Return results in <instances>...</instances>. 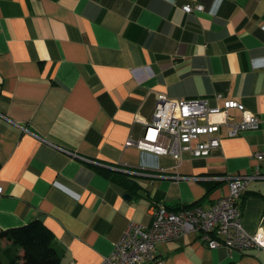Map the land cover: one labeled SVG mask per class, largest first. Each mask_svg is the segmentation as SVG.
Instances as JSON below:
<instances>
[{"label":"crops","instance_id":"1","mask_svg":"<svg viewBox=\"0 0 264 264\" xmlns=\"http://www.w3.org/2000/svg\"><path fill=\"white\" fill-rule=\"evenodd\" d=\"M161 94L236 100L259 126L232 138L222 126L217 150L178 165L126 146ZM259 151L264 0H0V232L39 220L61 264H100L130 223L151 226L157 204L212 206L228 193L215 178L249 173ZM241 210L244 230L264 236V181ZM145 264H264V250L208 249L190 233Z\"/></svg>","mask_w":264,"mask_h":264},{"label":"built area","instance_id":"2","mask_svg":"<svg viewBox=\"0 0 264 264\" xmlns=\"http://www.w3.org/2000/svg\"><path fill=\"white\" fill-rule=\"evenodd\" d=\"M194 9L203 10V7H182L185 13ZM215 101L217 104L211 107L204 99L175 100L158 95L152 119L140 122L141 138L129 140L126 146L170 157L178 165L185 158L206 157L217 150L220 147L217 133L222 126L227 128V135L231 138L258 128L259 119L245 110L240 102L219 95L215 96ZM232 110L240 113V121L230 117ZM252 159L255 166L249 173L215 178L227 181L228 193L208 208L173 211L163 204L154 206L151 226L130 223L111 254L100 264H145L153 261L158 243L190 233L196 234L208 249L224 247L229 252L264 250L263 234H249L242 226L241 200L251 182L264 181V151L255 152Z\"/></svg>","mask_w":264,"mask_h":264},{"label":"trees","instance_id":"3","mask_svg":"<svg viewBox=\"0 0 264 264\" xmlns=\"http://www.w3.org/2000/svg\"><path fill=\"white\" fill-rule=\"evenodd\" d=\"M100 170L115 181L121 182L125 179L121 173ZM0 242L9 245L2 250L0 264H61V256L53 234L39 220H33L21 227L2 230Z\"/></svg>","mask_w":264,"mask_h":264},{"label":"water","instance_id":"4","mask_svg":"<svg viewBox=\"0 0 264 264\" xmlns=\"http://www.w3.org/2000/svg\"><path fill=\"white\" fill-rule=\"evenodd\" d=\"M124 197L127 198V197H129V196H128V195H125Z\"/></svg>","mask_w":264,"mask_h":264},{"label":"rangeland","instance_id":"5","mask_svg":"<svg viewBox=\"0 0 264 264\" xmlns=\"http://www.w3.org/2000/svg\"><path fill=\"white\" fill-rule=\"evenodd\" d=\"M0 255H2L1 252H0Z\"/></svg>","mask_w":264,"mask_h":264}]
</instances>
